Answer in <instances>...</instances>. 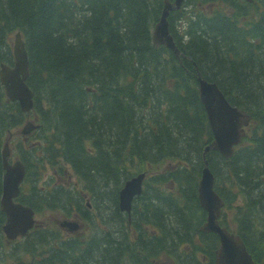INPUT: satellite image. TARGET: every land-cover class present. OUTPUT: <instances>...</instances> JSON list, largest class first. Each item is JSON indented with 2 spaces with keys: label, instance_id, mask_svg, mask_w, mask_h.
<instances>
[{
  "label": "trees",
  "instance_id": "obj_1",
  "mask_svg": "<svg viewBox=\"0 0 264 264\" xmlns=\"http://www.w3.org/2000/svg\"><path fill=\"white\" fill-rule=\"evenodd\" d=\"M162 8L163 0H0V63L12 62L20 31L34 93L29 115L40 124L21 153L18 200L38 214L75 210L86 219V191L101 223L66 237L50 221L8 241L0 211V264H144L177 246L178 264H214L217 237L199 231L204 160L224 200L221 225L264 264V0H184L168 16L179 57L152 45ZM198 75L250 115L229 158L203 151L212 134ZM26 116L0 84V149ZM66 167L80 189H39L48 169L61 175ZM137 171L148 175L128 226L117 190ZM1 173L0 157V194Z\"/></svg>",
  "mask_w": 264,
  "mask_h": 264
},
{
  "label": "water",
  "instance_id": "obj_2",
  "mask_svg": "<svg viewBox=\"0 0 264 264\" xmlns=\"http://www.w3.org/2000/svg\"><path fill=\"white\" fill-rule=\"evenodd\" d=\"M182 0L164 2V7L158 22L155 24L152 39L153 44H163L178 53L172 37L167 28L166 17L169 10L178 8ZM14 66L7 67L2 65L0 70V80L4 84L5 92L10 99L18 100L22 110H28L32 105L31 90L25 83L27 76V57L23 41L18 32L15 33L13 42ZM199 97L204 105L209 120L210 128L214 140L205 150L216 149L224 157L232 153V145L240 140L243 133L241 125L247 124L248 116L243 110L229 105L224 95L213 82H208L198 77ZM35 126L27 122L22 132L28 133ZM8 155L7 145L2 152L4 174L2 177V197L0 206L6 214V222L3 230L7 237L14 238L17 235L25 234L26 230L33 225V210L20 203H13L12 196H15L19 189L18 184L22 179L24 168L19 162L9 165L6 161ZM201 177L198 182V198L200 205L206 210V221L201 226L203 231L216 232L219 237V246L216 250L215 260L217 264H254L250 255L247 253L243 242L238 236L230 234L226 229L221 228L216 217L219 214L221 200L213 190V175L204 161ZM143 173H139L128 179L119 191V208L129 211L130 201L134 194L140 191V184ZM61 226L67 225L69 230L76 229L74 221L60 222Z\"/></svg>",
  "mask_w": 264,
  "mask_h": 264
},
{
  "label": "flooded vegetation",
  "instance_id": "obj_3",
  "mask_svg": "<svg viewBox=\"0 0 264 264\" xmlns=\"http://www.w3.org/2000/svg\"><path fill=\"white\" fill-rule=\"evenodd\" d=\"M145 264H163L162 260L161 259H158V260H151V261H145Z\"/></svg>",
  "mask_w": 264,
  "mask_h": 264
},
{
  "label": "rangeland",
  "instance_id": "obj_4",
  "mask_svg": "<svg viewBox=\"0 0 264 264\" xmlns=\"http://www.w3.org/2000/svg\"><path fill=\"white\" fill-rule=\"evenodd\" d=\"M177 57H179V55H178ZM208 145H210V143H207V144L204 145V147H203V151H204V149H205ZM209 150H212V148H210V149H208V150H205V151L207 152V151H209ZM12 157H14L13 154H12ZM70 179L73 180V177H70ZM229 212H231V210H230ZM40 218H41V215H40Z\"/></svg>",
  "mask_w": 264,
  "mask_h": 264
},
{
  "label": "bare ground",
  "instance_id": "obj_5",
  "mask_svg": "<svg viewBox=\"0 0 264 264\" xmlns=\"http://www.w3.org/2000/svg\"><path fill=\"white\" fill-rule=\"evenodd\" d=\"M170 50H172V49H170ZM173 51V50H172ZM173 53L176 55V56H178L179 54H180V50L178 49V53H175L174 51H173ZM140 261V260H139Z\"/></svg>",
  "mask_w": 264,
  "mask_h": 264
}]
</instances>
